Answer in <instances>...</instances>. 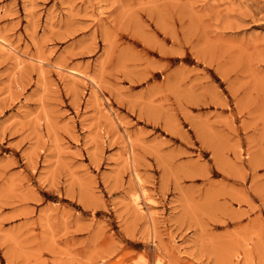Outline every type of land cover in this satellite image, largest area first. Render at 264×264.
I'll list each match as a JSON object with an SVG mask.
<instances>
[{
  "label": "rangeland",
  "instance_id": "374dc122",
  "mask_svg": "<svg viewBox=\"0 0 264 264\" xmlns=\"http://www.w3.org/2000/svg\"><path fill=\"white\" fill-rule=\"evenodd\" d=\"M0 35V264H264V0H0Z\"/></svg>",
  "mask_w": 264,
  "mask_h": 264
},
{
  "label": "bare ground",
  "instance_id": "6f19581e",
  "mask_svg": "<svg viewBox=\"0 0 264 264\" xmlns=\"http://www.w3.org/2000/svg\"><path fill=\"white\" fill-rule=\"evenodd\" d=\"M0 36H1V35H0ZM3 38H4V37H3ZM4 40H5V39H4ZM4 40L2 39V40H0V41H1L2 43H4ZM7 42H8V40H7ZM9 42H10V41H9ZM9 42H8V44H10ZM6 44H7V43H6ZM1 45H2L1 47H3V44H1ZM4 45H5V44H4ZM7 48H8V47H7ZM4 49H5V48H4ZM10 51H11V49H10ZM7 52H8V51H7ZM14 52H15V51H14ZM16 56H17V55H16ZM18 58H19V57H18ZM41 66H42V65H41ZM41 68H42V67H41ZM63 68H64V67H63ZM59 69H60V68H59ZM61 70H62V68H61ZM67 70L69 71L70 69H67ZM71 70H72V73L76 75L77 72H76V71H73V69H71ZM57 71H58V70H57ZM68 71H67V72H68ZM63 73H64V72H63ZM78 73H79V72H78ZM78 73H77V74H78ZM59 75H60V74H59ZM80 75H82V73H80ZM83 75H84V74H83ZM70 76H71V75H70ZM72 76H73V75H72ZM76 76H77V75H76ZM85 76H86V75H85ZM73 77H74V76H73ZM79 77H80V76H79ZM85 79H86V78H85ZM85 79H84V80H85ZM87 79H88V78H87ZM95 90H96V89H95ZM93 91H94V90H93ZM98 94H99V93H98ZM99 95H100V94H99ZM94 97H95V96H94ZM98 99H101V97L98 98ZM96 100H97V99H96ZM102 101H103V100H102ZM99 102H100V101H99ZM103 102H104V101H103ZM103 104H104V103H103ZM102 106H103V105H102ZM105 107H106V106H105ZM106 109H107V108H106ZM110 113H111V112H110ZM110 117H111V116H110ZM112 118H113V117H112ZM112 118H111V119H112ZM115 122H116V121H115ZM121 122H122V121H121ZM120 124H121V123H120ZM123 124H124V123H123ZM120 126H121V125H120ZM121 127H123V126H121ZM117 128H118V127H117ZM119 128H120V127H119ZM121 129H122V128H121ZM124 130H125V129H124ZM124 130H123V131H124ZM127 132H128V131H127ZM129 134H130V133H129ZM128 136H129V135H128ZM130 139H132V138H129V141H130ZM127 140H128V139H127ZM129 141H128V142H129ZM131 141H132V140H131ZM124 142H125V139H124ZM129 143H130V142H129ZM132 143H133V142H131V144H132ZM126 144H127V143H126ZM130 148H131V146H130ZM132 151H133V150H132ZM129 154H130V153H129ZM127 155H128V153H127ZM128 156H129V155H128ZM130 156H132V155H130ZM127 160H128V158H127ZM133 162H134V161H133ZM131 165H132V164H131ZM132 168H133V166H132ZM135 169H136V168H135ZM133 179H134V178H133ZM136 179H137V178H136ZM139 179H140V178H139ZM135 181H137V180H135ZM138 185H139V184H138ZM142 188H143V187H142ZM142 192H143V191H142ZM138 197H139V196H138ZM143 197H144V195H143ZM143 197H142V198H143ZM147 198H148V197H147ZM133 199H134V198H133ZM136 199H137V198H136ZM137 200H138V199H137ZM150 201H151V199H150ZM147 202H148V200H147ZM140 204H141V203H140ZM136 205H137V204H136ZM139 206H140V208H141V205H138V207H137L138 209H139ZM145 206H146V205H145ZM148 206H149V205H148ZM150 206H151V204H150ZM150 206H149V208H151ZM138 209H137V210H138ZM139 210H140V209H139ZM141 210H142V208H141ZM143 210H145V209H143ZM146 212H147V211H146ZM146 212H145V213H146ZM151 223H152V222H151ZM238 259H239V258H238Z\"/></svg>",
  "mask_w": 264,
  "mask_h": 264
}]
</instances>
